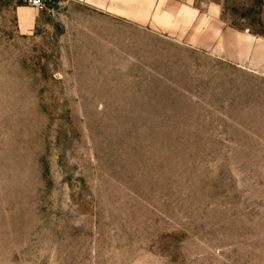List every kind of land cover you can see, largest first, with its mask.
Wrapping results in <instances>:
<instances>
[{
  "label": "rangeland",
  "instance_id": "rangeland-1",
  "mask_svg": "<svg viewBox=\"0 0 264 264\" xmlns=\"http://www.w3.org/2000/svg\"><path fill=\"white\" fill-rule=\"evenodd\" d=\"M0 0V264H264V0Z\"/></svg>",
  "mask_w": 264,
  "mask_h": 264
},
{
  "label": "crops",
  "instance_id": "crops-1",
  "mask_svg": "<svg viewBox=\"0 0 264 264\" xmlns=\"http://www.w3.org/2000/svg\"><path fill=\"white\" fill-rule=\"evenodd\" d=\"M196 0H181V2H177L180 5H194ZM207 13L211 17H218V15L221 14L222 8H221V3L219 1L211 0L207 3Z\"/></svg>",
  "mask_w": 264,
  "mask_h": 264
},
{
  "label": "built area",
  "instance_id": "built-area-1",
  "mask_svg": "<svg viewBox=\"0 0 264 264\" xmlns=\"http://www.w3.org/2000/svg\"><path fill=\"white\" fill-rule=\"evenodd\" d=\"M29 2H30L33 6H35V7H38V6H39V2L36 1V0H30Z\"/></svg>",
  "mask_w": 264,
  "mask_h": 264
}]
</instances>
